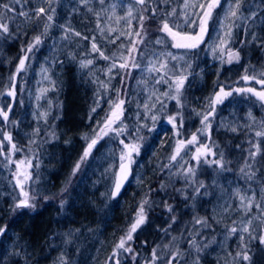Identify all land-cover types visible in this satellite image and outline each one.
Here are the masks:
<instances>
[{
  "label": "rangeland",
  "instance_id": "rangeland-1",
  "mask_svg": "<svg viewBox=\"0 0 264 264\" xmlns=\"http://www.w3.org/2000/svg\"><path fill=\"white\" fill-rule=\"evenodd\" d=\"M228 2L234 3L235 0H222V6L214 10L213 19L209 21V32L205 36V43L194 52H189L184 60L171 62L178 64L177 72L181 71V66H185V61L192 65L190 75L186 66L184 68L187 75L181 97L184 105L182 109L184 128L183 136L178 137L179 139H190L193 133L199 137L197 129L202 127L201 117L196 113L207 111L210 98L219 91L218 85H224L226 91L237 87L264 90V85L257 86L255 80L246 82L242 79L246 74L253 75V69L256 70L257 77L261 71H264V15L259 13V10H264V0H243L241 19L236 21L238 26L232 29V40L217 47L215 54L209 48V44L213 42L219 45L220 42L216 40L218 32L222 36L224 34L216 23V19L223 18ZM0 3H9V0H0ZM180 3L182 0H175L177 6ZM113 5H115L114 9ZM44 6L47 7V5ZM53 6L56 7L54 21L48 36L43 39L46 48L30 72L29 79L25 76L21 80L19 97L12 98L3 105L0 98V107L5 108L4 105L11 104L20 111L18 118H9V121L16 122L14 126L17 135L12 137V143L17 145V150L11 149L12 154L7 160L2 157L3 153L0 154V206L5 204L4 197L9 198L12 189L14 196H18L20 192L19 187H14V176L19 172L20 178L23 179L22 174L29 173L32 179L24 182L25 191H29L30 194L36 193V199L33 201L35 208L40 211L42 217L49 218L51 223V233L48 236L51 244L47 245L49 257H44V264H60L61 256L68 260L69 264H115L116 259L122 261L123 257L127 256L125 254L129 252L117 249L116 245L130 230L137 218L138 207L145 199L149 201L144 209L146 219L133 234L140 236L152 231L146 236L157 235L158 238L154 244L159 245V249L164 251L163 254L175 253L180 246L187 245V251L179 258V264H197V260L198 264H233V256L241 241L238 235H228L227 229L233 226L232 221L239 222L241 219L246 221L251 218L253 227L259 223V220L255 218L260 215V212L254 206L255 203L261 202L259 196L247 215H244L239 206L240 196L251 197L253 191L259 193L264 187V168L261 167V163L253 162L248 156V150L252 148L249 141L259 143L261 153L257 154L256 161L264 162L262 159L264 143H260L264 137L255 136V132L261 130V121H264V108L261 107V102L250 93L233 92L232 96L215 106V116L210 117L212 121L210 140L208 133L205 132L204 137L200 138V143H205L206 139L205 144L212 147L214 152L224 153L227 171H221L217 165L211 163H201L196 167V161L190 159L195 153L192 150L193 145L187 146V154H185L186 150L182 149L180 156L175 161H171L169 158L174 154V148L171 147L174 144L172 138L174 132L166 121L168 115L176 114L175 100H166V113L153 110L159 117L155 122L156 128L151 132L144 129L140 133L142 140L137 139L133 133L137 102L142 105L153 91L158 90V95L169 91L168 84L163 82L156 84V79L161 75L160 72L144 70L148 66L151 55L140 60L139 52L133 53L141 62L142 68H129L131 75L123 80L125 82L121 80L123 75L121 73L115 75L109 84L106 67L110 62L100 58L99 53L93 52L91 48L92 37L95 36L98 47L104 51L105 55L115 53L118 58L123 53L127 57L129 55L127 49L131 47L130 41L140 39L135 35V32L139 30V6L133 10V16L137 18L131 19L130 25L126 22L128 0H105L103 5L99 3V0H88L87 6L81 3V0H58V2L53 0ZM35 7V3L23 5L25 11H34ZM15 9L18 13L21 5H15ZM252 12L256 13L255 17L251 15ZM32 20L35 21L39 30L43 31L44 17L40 20L34 18ZM32 20L16 15V19L12 21L14 27L24 26L33 34L38 32V28L34 27V30L33 26L29 27ZM65 27L70 29L67 33L68 39L63 38ZM100 29H103V34ZM75 32L81 35L77 37L74 35ZM121 32H131L132 35H120ZM253 34L256 39H253ZM117 36L119 39H115ZM152 38L154 39V36ZM108 39H115V43H108ZM137 47L143 49L144 45L137 44ZM151 47L156 52L161 51L159 45ZM164 50H170L177 55L183 53V50L174 48ZM229 50L238 52L240 59L238 61L232 59L229 62ZM257 53L262 56L260 65ZM244 55L248 56V60L242 65ZM11 59L12 57L8 56L0 44V64L13 66L16 69L19 62L17 61L16 65H9ZM88 59H92L93 64L81 67L80 62ZM122 62L117 59V64ZM65 66L74 67V73L79 79V85L77 83L75 87L78 91L77 98L79 103H84L83 114L79 116L78 127L75 130L70 127L72 118L67 116L66 111L62 116L57 115L50 120L53 103H55L52 93L58 88V77ZM156 67L159 68V64H156ZM116 71L117 69H114L113 73ZM0 78L3 81L0 83L2 87V89L0 87V93L3 94L6 89L9 90V88L3 90L5 87L2 86L9 84L7 80L9 77L6 74L3 77L0 74ZM140 81L143 82L138 83ZM103 84L108 86L104 87ZM86 88L91 96L89 102L86 97ZM117 89L120 91V98L126 101L122 120L128 125V131L132 133L131 138L116 137L113 132L99 140L90 155L81 163L80 170L72 176L74 166L81 160L87 143L90 142L85 140V135L92 136L93 129L97 128V122H102L106 113L110 114L108 101L110 98L118 102ZM161 98L164 99V97ZM96 100L101 101L100 107L90 119L91 110L87 114L86 112L88 106L93 107ZM129 100L132 102L128 103ZM159 107L160 105L157 104V109ZM42 113L47 114V123ZM88 122L91 125H86ZM146 123L148 128L152 127L151 120ZM118 124L119 122L113 125V128L118 127ZM52 126L56 128V142L44 139L46 130L51 131ZM177 127H179L178 123ZM231 127L237 130L231 131ZM37 128L40 129L38 136L34 135ZM30 139L35 140V143H31ZM121 139L127 144H140V154L138 156L133 154L135 163L132 169L134 174L143 179L138 182L131 178L123 194L113 200L109 192L115 179L113 174L119 169V157L123 150ZM212 142L219 147H215ZM3 145L6 146L0 144V147ZM9 145L11 147L10 143ZM252 151H255V148H252ZM218 158L216 156L215 159ZM29 161L31 167H29ZM246 161L252 165L251 168L245 167ZM17 162H20L19 170L16 167ZM165 165L168 167H164ZM190 166L196 167V174L195 177L186 179V170ZM241 168H245V172L248 173L255 171L256 175L249 180L245 173L240 171ZM156 179L160 187L162 183L164 187H171L179 181L183 198L178 206L169 200L168 195L155 198L156 205L161 206L159 210L162 213L159 215L156 212H150L153 207H157L153 205L155 199L154 202L152 198L148 199L150 188L153 187L150 183ZM9 181L11 184H8ZM200 181L205 187L200 188L199 194H196L194 189L199 187ZM28 182L32 188H27ZM61 200L64 202L62 207ZM11 201L12 199L9 203ZM149 205L150 208H148ZM169 206L173 211L168 210ZM225 208H228V211H225ZM29 213H31L29 209L21 210V215L28 216ZM197 219H207L208 226L197 224L195 222ZM1 222L3 221H0V227H4V223ZM256 234H264V229L258 228ZM189 235L192 236L191 239L188 238ZM19 237L20 233L15 230H7L5 234L0 235V264H11L13 259H17L16 264H28L36 257L35 254L24 251L25 246L22 245ZM192 241L196 246H192L190 243ZM129 242L132 244L133 239L126 243V247H131ZM244 243L248 245L250 260L242 261L241 264H264V244L255 239L249 241L246 233ZM114 252L117 255L115 259L110 260L109 257L113 256ZM228 253H232V256Z\"/></svg>",
  "mask_w": 264,
  "mask_h": 264
},
{
  "label": "snow or ice",
  "instance_id": "snow-or-ice-1",
  "mask_svg": "<svg viewBox=\"0 0 264 264\" xmlns=\"http://www.w3.org/2000/svg\"><path fill=\"white\" fill-rule=\"evenodd\" d=\"M58 2V0H57ZM105 0H99V3L103 5ZM35 3L36 7L33 10L25 11L23 8L24 4ZM85 6L88 4V0H81ZM242 4L243 0H235L234 3L228 2V7L224 10L223 18H217L216 23L220 26V29L223 31V36L220 32L217 33L216 40L219 41V45L215 42L209 44L210 50L215 54L217 47L224 45L230 42L233 38V27L236 25V21L241 19L242 13ZM15 5H21V10L16 13ZM44 5H47L45 7ZM164 5V7H161ZM136 6L138 8V22H139V30L135 32L137 37L140 39L130 41L131 47L127 49L128 56H124L123 53L119 55L117 58L116 54L105 55L104 51L98 47L96 42V37H92L91 48L93 52L99 53V57L104 59L105 61L110 62L106 67V73L109 76L108 83H111V80L115 78V75H120L121 80H126L131 73L128 71L129 68L140 69L142 68V64L140 61L136 59L133 53L139 52L140 60H143L149 54L151 58L148 60V66L144 69L148 72H160L161 75L156 79V84H160L161 82L169 85V91L157 94L158 90L153 91L148 95L147 99L141 105L137 102V112H136V124L133 127V133L135 134L137 139H143L140 136V133L144 129H148L151 132L156 128V121L159 119L158 115L153 112V110H157L160 113H166L167 104L166 100H175L177 105V110L175 115L167 116V123L171 125V130L174 132V137H182L184 128V117L182 109L184 105L182 104V89L184 87L185 81L187 80V75L185 74L184 68L188 71V75L191 74L190 70L192 65L185 61V66H181V71L177 72L176 68L178 64H172V61H182L185 59V56L188 55L189 52H194V50L199 49L200 45L205 43V36L209 32V21L213 19V12L217 8L222 6V0H182L178 6L175 4V0H128L127 7V23L131 24V19H136L137 17L133 16V10ZM113 9L115 5L112 6ZM179 7V11H178ZM89 11L91 9L89 8ZM9 13H16L18 16H23L28 20H40L41 17H44L45 22L43 25V31L39 34L35 35L32 40L27 44L26 48L22 47V51L25 52V55L19 58V63L16 68V73L9 80V90L7 91V96L15 99L16 97V84L15 78L20 73L27 70L26 61L30 59L27 53H33L41 44L42 38H46L49 34V30L52 27V22L54 21V15L56 13V7L53 6V0H9V3H0V39H9L16 35V32H10L9 25L6 21L15 20L16 15H9ZM251 15L253 17L256 16L255 12H252ZM97 16L99 14L97 13ZM154 25V27H151ZM63 27V26H62ZM99 27V25H98ZM69 28L65 27L64 39H68L67 33L69 32ZM17 31H19V27L17 26ZM103 34V29H100ZM114 31V30H110ZM75 36L79 37L81 34L79 32L74 33ZM120 35H132L131 32L124 33L121 32ZM154 36V39L152 38ZM84 39H88V37H84ZM115 39H119L117 36ZM115 39H108V43H115ZM253 39H256L255 34H253ZM137 44H143L144 48L140 49L137 47ZM152 45L161 46V51L156 52L151 47ZM123 48V45H121ZM177 49L183 50L181 55H177L170 50L164 49ZM117 59L123 61L122 63L117 64ZM232 59L239 60L240 56L238 52H231L229 50V62ZM131 61V62H129ZM81 67H87L93 64L92 59H88L87 61L82 60L80 62ZM156 64H159V68L156 67ZM117 69L115 73L113 70ZM46 71V70H45ZM247 71V70H246ZM253 75H244L242 79L244 81L255 80L257 84L264 85V71L259 73V76L255 75L256 70L253 69ZM140 81L138 83H142ZM53 86H55V82H53ZM102 86L107 87V84H103ZM219 91L214 94L213 98H210L209 105L207 111L204 113L197 112L196 115L200 116V124L201 128L197 129V133H199V137L196 133L191 135L190 139H174V144L171 147L174 148V154L170 156L171 161H175L178 156L181 154V150L185 149L187 154V146L188 145H197L199 146L195 148V153L190 157V159L196 161V167L200 166L201 163L204 164H215L221 171H227L226 161L224 159V153L214 152L212 147L208 144L200 143V138L204 137L205 132L208 133V139L211 137V127L212 121L210 117H214L216 113V105L223 102V100L227 97L233 95V92L237 94H246L250 93L251 96L256 97L258 101L261 102V107L264 108V90L257 91L252 87L245 88H234L232 90H225L224 85H218ZM117 91V101L114 102L109 98V106H110V114L106 113L104 120L97 122V128L93 129V135L88 136L85 135V140L90 141L87 143V147L81 157V160L76 163L74 166L72 176H75L76 173L80 170L81 163L90 155L93 147L98 143L99 140L103 139L106 136H109L110 133H115L116 137L120 136H129L131 138L132 133L128 131V125L124 123L122 120L123 113L125 111L124 105L126 103L125 99L120 98V91ZM2 94V93H0ZM127 95V93H125ZM153 97L155 99L153 100ZM161 97H164L162 99ZM39 99V97H37ZM132 101L129 100L128 103ZM100 100H96L94 102V106L91 109V112H96V109L100 107ZM157 104L160 105L159 109H157ZM5 108L0 107V118L4 122H9L15 124V121H9V113L12 112V105L8 104ZM195 111V110H193ZM42 116L45 117V123H47V114L42 113ZM251 116V113H249ZM177 117H179V127H177ZM91 119V116H90ZM148 120H151L152 127L148 128V124L146 123ZM119 122L118 127L113 128V125H116ZM98 129V130H97ZM231 131L235 132L237 129L235 127L230 128ZM40 129L37 128L34 131V135H39ZM47 135H51L55 137L54 126H52V130H46ZM255 136L260 138L264 137V121H261V130L255 132ZM2 141H7L11 144V149L13 151L17 150V145L12 143V136L9 133L3 131V128L0 127V144ZM31 143H35V140H31ZM120 143L123 144V150L121 151V155L119 157V169L117 173H114V183L109 192L111 198L117 197L122 188L124 187L125 182L129 181V178L137 180L138 182L142 181V177L133 173L132 165L135 163L133 154H140V144L132 143L127 144L124 143V140L121 139ZM252 145V148H255V151H252V148L248 150L249 159L256 163H261V167L264 168V162H257L256 156L258 153H261V147L259 143H253L249 141ZM260 143H264L262 140ZM215 147H219L215 145V142H212ZM3 153L2 147H0V154ZM212 155L214 157L218 156V159H214L212 161H208V155ZM203 157V161H202ZM182 158V157H181ZM264 159V158H262ZM17 169L20 168V162L16 164ZM29 167H31V162L29 161ZM164 167H168L165 165ZM196 167H188L186 179L189 177H195ZM246 168H251L252 165L247 161L245 162ZM240 171L245 173L249 180H252L256 175L255 171L250 173L245 172V168H241ZM20 173L18 172L15 176V185L14 187H19L20 192L18 196H13V205L12 210L15 212L20 209H34L35 204L33 201L36 199V193L32 192L30 194L29 191H25L24 182L32 179L31 175L27 172L23 173V179L20 178ZM195 183V181H193ZM205 187L202 181L199 182V187L194 189L196 194H199L200 188ZM164 188V184H161V189ZM239 191V190H238ZM206 194V193H205ZM257 196L260 198V203H255V207L259 210L260 215L255 219L259 220V223L253 227V219L249 218L246 221L241 219L239 222L236 220L232 221V227L228 228V235H238V239L241 243L238 245V250L235 252L233 256V264H241L242 261H249L250 257L248 255V245L244 243V234L248 235V240H258L259 243L264 244V234H256V230L258 228L264 229V187L261 188L259 193L255 191L252 192V196L246 198L245 196H240V206L239 209L243 210L244 215H247L251 212L253 207V202L257 199ZM22 197V198H20ZM45 199H47L45 197ZM245 201H247L245 203ZM63 200H61V207L63 206ZM149 201L147 199L143 200L138 207L137 218L135 222L132 223L130 230L126 233V236L120 238L119 243L116 245L117 249H122L123 252H133L131 247H126V243L133 239V233L137 231L141 224L144 223L146 217L144 215L145 205L148 204ZM230 207V206H229ZM168 210L171 212L173 209L169 206ZM225 211H228V208H225ZM175 221V217L172 218ZM197 224H202L207 227V219H197L195 221ZM171 227V225H169ZM227 227V226H226ZM251 229V230H250ZM7 231V226L0 227V235L5 234ZM167 231V230H165ZM70 242V241H68ZM192 246H196L195 242H190ZM165 247H168L165 245ZM159 248V245L157 246ZM157 248H153L151 252L150 259L146 258L145 264H157V261L160 264H179V258L183 256V253L177 250L175 253L168 254H158ZM200 249L197 247V251ZM117 253L114 252L113 256L109 257L110 260L115 259ZM228 255L232 256V253H228ZM170 257V258H169ZM133 261H136V256L132 257ZM60 264H69V261L64 259L63 256L60 258ZM115 264H121V261L116 259ZM198 264V260H197Z\"/></svg>",
  "mask_w": 264,
  "mask_h": 264
},
{
  "label": "trees",
  "instance_id": "trees-1",
  "mask_svg": "<svg viewBox=\"0 0 264 264\" xmlns=\"http://www.w3.org/2000/svg\"><path fill=\"white\" fill-rule=\"evenodd\" d=\"M9 15H12V13H9ZM6 22L9 25L10 32H16V35L9 39H0V44L3 46V49L8 54V56L12 57L10 61L11 63L9 65H16L17 61L19 62V58L25 55V52L22 51V47L26 48L27 44L30 42L31 37L33 38L35 35L39 34L42 30H39V27L36 26L34 20L31 21L29 27L31 28L33 26V29L34 27L38 28L37 29L38 32H35L33 34L30 33L29 28L27 29L24 26L19 27V31H17V28L14 27V22L12 20H8ZM43 39L44 38H42V41ZM45 48H46L45 41H43V44H41L36 50H34L33 53H27V55L30 57V59L26 61L27 70L20 73L15 78L16 97H19L18 95H20V90L22 87L21 80H23L25 76H27V78L29 79L28 76L30 75V72H32V70L34 69V65H36L37 61L41 58V55L44 53ZM14 68L15 67L13 66H7L6 64L3 65L1 63L0 64L1 76L4 77L5 74L8 75L9 78H7V80L9 82L10 78L16 72V69ZM60 73L61 74L58 77V83H59L58 88L55 92L52 93V96L55 98V103H53L54 106H53V111L51 113L50 120H52L53 118H56L57 115H59V117L62 116L63 112L66 111L67 116L72 118L70 122V127L71 129L75 130L78 127V123H79L78 120L80 119L79 116L83 114L82 112H83V104H84V103H79L78 98H77L78 91H76L75 89L77 83L79 82V79H78V76L75 75L74 73V67L65 66ZM1 79L2 78H0V83L3 82L1 81ZM25 84H26V81H25ZM2 86L5 87L3 88V90L6 88H9V84L5 86L2 85ZM24 87L25 86H23V88ZM85 90L87 93L86 97H88V102H89L91 96L89 95L88 88H86ZM7 91L8 89H6L5 92L0 97L2 101V105L6 101L8 102L10 99H12V97L7 96L6 94ZM66 97L68 99L67 101H66ZM18 102L19 101L17 100V103ZM12 109H13L12 112L9 113V118L11 117L18 118V115L20 113L19 108H15V106H13ZM91 109L92 107L89 108L88 106L86 114L89 113ZM5 110H7L6 107H5ZM93 114H94L93 112H90V116H92ZM176 122L179 124V118H177ZM86 125L89 126L91 124L90 122H88ZM0 127L3 128L4 132L9 133L12 137H15L17 135V130L15 131L16 127L14 126V124L9 123V122H4L2 118H0ZM54 131L56 135L57 132H56L55 127H54ZM172 136H173L172 137L173 139H179L178 137H174L173 133H172ZM55 138L56 136L52 137L51 135H47V134L44 135V139L51 140V142H56ZM205 143H207L206 139H205ZM2 144L6 145L5 147L3 145L2 147L3 149L2 157H4V159L7 160L12 154V150L7 141H4V143L2 141ZM198 146L199 145L192 146V150L195 151V148ZM215 158L216 157L210 154L207 157L209 162L214 160ZM9 164L11 167V163ZM8 184H11V182L9 181ZM27 184H28L27 188H32L29 182ZM150 184H151L150 186H153V187L150 188V192L148 194L149 200L152 198L154 202L155 198L165 197V195H168L169 200H171L172 202H175L177 206L180 204V202H182V199H183L182 194H181L182 188L179 184V181L176 182L173 186L164 187L163 189H161V187L158 185L157 179L151 182ZM14 194L15 193L12 189L9 195V198L8 196L4 197L3 202H5V204L0 206V221H3L1 223H4V226H7V230H15L17 233L18 232L20 233L19 240H21L22 245L25 246L23 247L25 249L24 250L25 252H28L30 254L31 253L35 254L36 257H34V259L31 260L32 262H28V264H33L34 262H37L39 264H44V257L45 258L49 257V254H47V245L51 244L50 238H48L49 234L51 233L50 232L51 223L49 221V218L47 219L46 216L42 217L40 215V211H38L37 208L29 209L31 213H29L28 216L21 215V210L23 209L16 210L15 212H13L12 205H13ZM10 199H12V201L9 203ZM156 200L157 199H155V203H153V205L157 204ZM156 206L157 207H153L150 212H153V213L156 212V214L159 215V213H162V211L159 210L161 206L159 205H156ZM148 208H150V205L148 206ZM159 219H162V218H159ZM151 232L152 231L143 233L140 236L138 235L136 236L135 234H133L134 235L133 243L131 244L129 242V245H131L133 252H131L130 254L129 253L125 254L127 256L123 257L121 264H130V263L131 264H145L146 258L150 259L152 249L157 248V245H158V244H154L156 238H158L157 235L154 236V234H152L153 239H152V236L150 235L146 236V234H150ZM188 238L191 239L192 236L189 235ZM186 247L187 245L180 246L178 248L179 252L183 254L186 253L187 251ZM157 251H158V254H163L164 252L163 250H160L159 248H157ZM134 255L136 256V261L132 260V257ZM16 262H17V259H13V262H11V264H16ZM159 263L160 262L157 261V264Z\"/></svg>",
  "mask_w": 264,
  "mask_h": 264
},
{
  "label": "flooded vegetation",
  "instance_id": "flooded-vegetation-1",
  "mask_svg": "<svg viewBox=\"0 0 264 264\" xmlns=\"http://www.w3.org/2000/svg\"><path fill=\"white\" fill-rule=\"evenodd\" d=\"M259 13L260 14H262V15H264V10H259ZM258 54V64L260 65V63H261V60H262V56H261V54H259V53H257ZM248 58V56H243V60H242V65L244 64V63H246V60H248L247 59ZM248 63V62H247ZM256 85L257 86H261L260 84H257L256 83Z\"/></svg>",
  "mask_w": 264,
  "mask_h": 264
},
{
  "label": "water",
  "instance_id": "water-1",
  "mask_svg": "<svg viewBox=\"0 0 264 264\" xmlns=\"http://www.w3.org/2000/svg\"><path fill=\"white\" fill-rule=\"evenodd\" d=\"M130 179H131V177L129 178V181H130ZM129 181L128 182H125V184H124V187L122 188V190H121V193L117 196V197H115V198H113V199H117L118 197H120L121 196V194L123 193V191L125 190V188L127 187V185H128V183H129Z\"/></svg>",
  "mask_w": 264,
  "mask_h": 264
}]
</instances>
